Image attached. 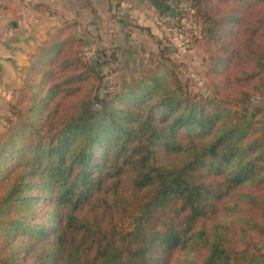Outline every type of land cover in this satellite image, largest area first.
Masks as SVG:
<instances>
[{
  "label": "trees",
  "instance_id": "16d2710c",
  "mask_svg": "<svg viewBox=\"0 0 264 264\" xmlns=\"http://www.w3.org/2000/svg\"><path fill=\"white\" fill-rule=\"evenodd\" d=\"M222 1L212 97L159 70L95 90L49 35V90L0 141V264H264V0Z\"/></svg>",
  "mask_w": 264,
  "mask_h": 264
},
{
  "label": "rangeland",
  "instance_id": "374dc122",
  "mask_svg": "<svg viewBox=\"0 0 264 264\" xmlns=\"http://www.w3.org/2000/svg\"><path fill=\"white\" fill-rule=\"evenodd\" d=\"M213 2L210 0L211 5L220 7L222 11L229 9L228 3L223 4L222 0ZM83 4L86 6L87 17L82 16L80 20L73 11L70 25H53L47 38L34 48L29 63L18 77L9 78L2 85L0 141L16 133L23 121L27 120V124H31V113L37 114L38 109L31 112L34 103L49 90L48 84H42L45 77L41 74L42 68L48 66L50 61L43 59L46 48L44 42L53 33L66 37L63 57H78L100 73L101 79L95 83V90L100 88L101 92L114 91L125 83L134 82L143 76L149 77L159 70L167 75L176 74L192 93L207 97L216 93L215 83L220 80L215 77H220V71H211L204 2L82 0ZM51 10L55 9L50 7ZM229 25L232 28L235 24ZM51 100L47 98L46 102L50 104ZM256 103L262 110L259 117L264 118V96L257 99ZM13 161L11 159L7 165H12ZM45 206L44 200L38 204L37 212L40 216L44 214L41 210ZM260 242L264 248V237Z\"/></svg>",
  "mask_w": 264,
  "mask_h": 264
},
{
  "label": "crops",
  "instance_id": "0c3cea01",
  "mask_svg": "<svg viewBox=\"0 0 264 264\" xmlns=\"http://www.w3.org/2000/svg\"><path fill=\"white\" fill-rule=\"evenodd\" d=\"M78 1L0 0V89L9 78L18 77L53 25H70L73 11L80 20L87 17L85 4Z\"/></svg>",
  "mask_w": 264,
  "mask_h": 264
},
{
  "label": "water",
  "instance_id": "95a60500",
  "mask_svg": "<svg viewBox=\"0 0 264 264\" xmlns=\"http://www.w3.org/2000/svg\"><path fill=\"white\" fill-rule=\"evenodd\" d=\"M14 23H16V22H14Z\"/></svg>",
  "mask_w": 264,
  "mask_h": 264
}]
</instances>
